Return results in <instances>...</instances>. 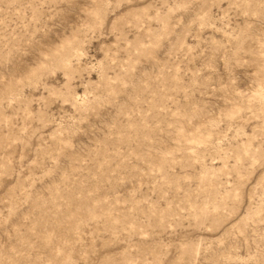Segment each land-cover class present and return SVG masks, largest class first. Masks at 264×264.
<instances>
[{"label":"rangeland","instance_id":"rangeland-1","mask_svg":"<svg viewBox=\"0 0 264 264\" xmlns=\"http://www.w3.org/2000/svg\"><path fill=\"white\" fill-rule=\"evenodd\" d=\"M0 264H264V0H0Z\"/></svg>","mask_w":264,"mask_h":264}]
</instances>
